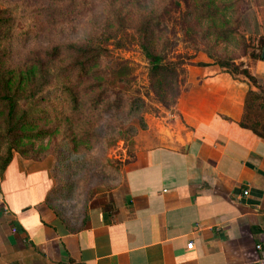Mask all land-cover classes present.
Returning a JSON list of instances; mask_svg holds the SVG:
<instances>
[{"label":"crops","instance_id":"0c3cea01","mask_svg":"<svg viewBox=\"0 0 264 264\" xmlns=\"http://www.w3.org/2000/svg\"><path fill=\"white\" fill-rule=\"evenodd\" d=\"M249 72L264 81V60ZM184 79L172 119L146 122L109 205L58 212L46 166L13 153L0 264H264V138L241 125L249 83L202 54Z\"/></svg>","mask_w":264,"mask_h":264},{"label":"rangeland","instance_id":"374dc122","mask_svg":"<svg viewBox=\"0 0 264 264\" xmlns=\"http://www.w3.org/2000/svg\"><path fill=\"white\" fill-rule=\"evenodd\" d=\"M206 1L0 0V11L11 15L14 27L21 28V37L27 39L33 37L28 31L36 21L44 25L45 11L60 10L62 15L56 18L60 27L51 40H37L42 47L49 42L82 43L100 36L105 40L107 36H117L116 40L124 46L115 49L113 39L106 43L110 57L103 60L100 69L107 73V97L101 109L85 108L89 95H84L81 87L77 91L82 111H72L65 101L66 95L60 96L58 92L41 104L46 115L40 116L43 119L37 124L49 131L56 130L48 139L35 144L29 160L41 161L49 170L53 182L49 200L58 212L80 216L89 204L109 205L118 189H123L125 173L132 165L134 152H138L136 146L147 128L146 122L166 116L170 120L174 115V94L184 86V66L194 62L196 56L206 55L215 65V59L229 61L248 71L264 57V0L217 2L220 10L233 5L214 23L190 14L199 2ZM146 16L156 17L159 31L155 38L166 44L168 58L177 63L184 61L183 73L177 84L167 86L164 101L150 85L149 65L137 45V31ZM216 31L229 35V39L218 37ZM235 78L246 79L242 75ZM248 83L249 90L254 86V92H264V81ZM107 105L112 106L106 109ZM243 121L264 133V103L249 99Z\"/></svg>","mask_w":264,"mask_h":264},{"label":"trees","instance_id":"16d2710c","mask_svg":"<svg viewBox=\"0 0 264 264\" xmlns=\"http://www.w3.org/2000/svg\"><path fill=\"white\" fill-rule=\"evenodd\" d=\"M220 1L222 0L199 2L190 14L214 23L233 5L231 3L220 10L217 6V2ZM43 15L47 16L44 25L36 21L31 31H28L29 34L34 35L27 39L21 37L23 32L21 28L14 27L11 15L7 16L5 11H0V174L10 163L13 153L29 159L35 144L42 143L55 132L56 129L49 131L37 124L46 115L41 104L49 100L52 93L58 92L60 96L65 94V101L70 105L71 110L79 111L82 102L77 89L81 87L83 94L89 95L87 104L84 103L85 108L90 111L102 108L107 97V92L104 90L107 73L100 69V65L103 60L110 57L106 43L109 39H113L116 41L113 44L115 49L124 47L116 40L117 36L113 38L107 36L106 40L100 36L98 39H89L82 43L49 42L42 47L37 44V40L51 38L57 27H60L56 18L62 13L60 10H53L45 11ZM224 19L227 22L226 18ZM141 22L137 31V45L149 65L150 85L159 99L164 101L165 89L169 85H175L180 73H183L184 61L178 60L177 63L170 60L166 52V44L156 40L155 34L159 31V23L156 22L155 16L143 17ZM212 26L215 27V24ZM215 33L220 38L229 39V35L224 36L221 31ZM215 62L233 78L242 75L256 85V79L247 69L240 70L229 61L222 62L215 59ZM121 63L118 62L119 65ZM197 65L205 66L202 63ZM229 67L232 71H227ZM180 93L181 90L177 88L174 105ZM249 99L261 100L264 103V92L249 90L245 106L249 105ZM110 106L112 105H107L106 109ZM40 116L42 117L39 118ZM241 125L264 138V133H259L256 128L243 122Z\"/></svg>","mask_w":264,"mask_h":264},{"label":"built area","instance_id":"2783aa9c","mask_svg":"<svg viewBox=\"0 0 264 264\" xmlns=\"http://www.w3.org/2000/svg\"><path fill=\"white\" fill-rule=\"evenodd\" d=\"M247 194H248V191H247V190L243 192V195H244V196H246ZM192 246H193L192 243H189V244L187 245V247L190 248V249L192 248ZM257 249H260V246H257Z\"/></svg>","mask_w":264,"mask_h":264}]
</instances>
